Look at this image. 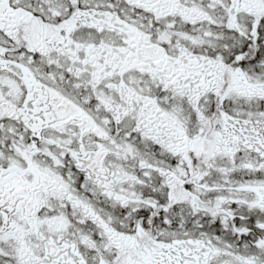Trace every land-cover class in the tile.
I'll list each match as a JSON object with an SVG mask.
<instances>
[{
	"label": "snow or ice",
	"instance_id": "snow-or-ice-1",
	"mask_svg": "<svg viewBox=\"0 0 264 264\" xmlns=\"http://www.w3.org/2000/svg\"><path fill=\"white\" fill-rule=\"evenodd\" d=\"M0 264H264V0H0Z\"/></svg>",
	"mask_w": 264,
	"mask_h": 264
}]
</instances>
